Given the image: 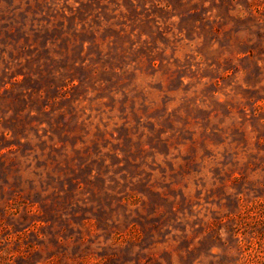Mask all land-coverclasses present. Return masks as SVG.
I'll list each match as a JSON object with an SVG mask.
<instances>
[{
	"label": "rangeland",
	"instance_id": "rangeland-1",
	"mask_svg": "<svg viewBox=\"0 0 264 264\" xmlns=\"http://www.w3.org/2000/svg\"><path fill=\"white\" fill-rule=\"evenodd\" d=\"M0 264H264V0H0Z\"/></svg>",
	"mask_w": 264,
	"mask_h": 264
}]
</instances>
